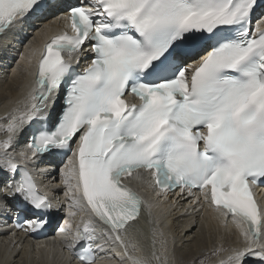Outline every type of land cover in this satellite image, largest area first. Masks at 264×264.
I'll return each mask as SVG.
<instances>
[{
  "label": "snow or ice",
  "instance_id": "obj_1",
  "mask_svg": "<svg viewBox=\"0 0 264 264\" xmlns=\"http://www.w3.org/2000/svg\"><path fill=\"white\" fill-rule=\"evenodd\" d=\"M257 6L258 0H0V34L49 9L66 8L71 27V34L55 32L31 50L34 84L0 124V173L13 177L0 194L19 198L32 213L16 227H47L59 204L38 187L36 175L45 170L36 165L71 151L60 170L70 203L58 232L79 264H95L98 254L147 264L135 243L125 242L141 198L122 182L146 171L162 191L199 189L222 223L232 218L242 246L227 250L219 264H264V208L251 191L264 181V17L251 27ZM86 51L93 58L76 72L72 61ZM65 84L60 115L49 126Z\"/></svg>",
  "mask_w": 264,
  "mask_h": 264
},
{
  "label": "bare ground",
  "instance_id": "obj_2",
  "mask_svg": "<svg viewBox=\"0 0 264 264\" xmlns=\"http://www.w3.org/2000/svg\"><path fill=\"white\" fill-rule=\"evenodd\" d=\"M57 2L68 4L76 3V0H57ZM66 11V8H60L34 13L23 26L0 34V124L5 122L3 119L5 113L11 112L17 106V101L21 100L34 84L30 79L34 71L35 58L33 57L32 66L27 62L31 50H38L47 36L55 32L67 31V24L63 19ZM262 17H264V0H259L253 15L254 28ZM90 57V52L86 51L72 62L80 67ZM198 59L199 56L193 57L186 63L194 64ZM62 101L61 98H57L60 106L49 109L48 125H52L54 117L61 109ZM30 134L32 133L28 127L19 137L16 151L25 147ZM4 135L5 133L0 132V139ZM69 156L71 152L67 155H48L36 165L38 169L45 170L36 175L38 186L59 204V209L49 214L48 218L51 219L52 226L44 234L40 232L34 234L25 231L24 228L12 229V223L19 213L22 212L25 219L31 218L27 211L30 209L23 206L19 198H8L0 194V203L6 205V208L0 210V264H76L67 249L62 247L58 232L67 218L70 203L65 196L66 188L61 182L60 171ZM144 175L149 176L147 171ZM144 175L142 179L128 178L126 181L134 186L138 182L148 185L150 176ZM8 177L7 173H0V193L9 191L6 187L10 181ZM144 194L148 193L145 191ZM149 195L148 203L141 207L143 213L126 225L125 236V242L135 243L138 249L136 254L142 255L147 264H211L213 262L216 264L226 257L220 255H227V250L242 246V237L232 224V218L229 216L227 224L222 223L225 218L218 209L204 199L202 193L198 204H193L190 197H184V193L167 194L169 206L162 201L163 198L159 193ZM259 196L264 208V195ZM79 218L80 214L77 213L74 219L79 220ZM98 228L102 229L103 226L98 223ZM217 249L224 251L217 252ZM95 264H120V260L114 255L109 259L107 254H98Z\"/></svg>",
  "mask_w": 264,
  "mask_h": 264
},
{
  "label": "rangeland",
  "instance_id": "obj_3",
  "mask_svg": "<svg viewBox=\"0 0 264 264\" xmlns=\"http://www.w3.org/2000/svg\"><path fill=\"white\" fill-rule=\"evenodd\" d=\"M214 255H215V254H214ZM214 255H212V256H214ZM212 256H211V257H212ZM209 259H210V257L207 259L206 263H208Z\"/></svg>",
  "mask_w": 264,
  "mask_h": 264
}]
</instances>
